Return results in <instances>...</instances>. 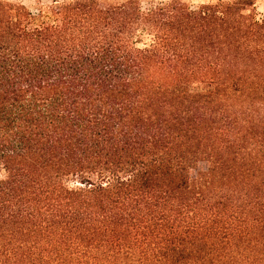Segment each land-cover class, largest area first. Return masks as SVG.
<instances>
[{
  "label": "trees",
  "instance_id": "trees-1",
  "mask_svg": "<svg viewBox=\"0 0 264 264\" xmlns=\"http://www.w3.org/2000/svg\"><path fill=\"white\" fill-rule=\"evenodd\" d=\"M255 4L0 0V264H264Z\"/></svg>",
  "mask_w": 264,
  "mask_h": 264
},
{
  "label": "rangeland",
  "instance_id": "rangeland-1",
  "mask_svg": "<svg viewBox=\"0 0 264 264\" xmlns=\"http://www.w3.org/2000/svg\"><path fill=\"white\" fill-rule=\"evenodd\" d=\"M12 2H22L27 5L31 10H36L38 5V0H8ZM45 3L48 0H42ZM141 3V7L143 10L150 8L152 6L158 5L160 3L167 2L168 0H139ZM190 4L192 8L197 7L200 3L206 0H183ZM256 1V16L259 19L264 18V0H255ZM151 41V35L146 31H141L138 37V45L143 46L144 44H148Z\"/></svg>",
  "mask_w": 264,
  "mask_h": 264
}]
</instances>
